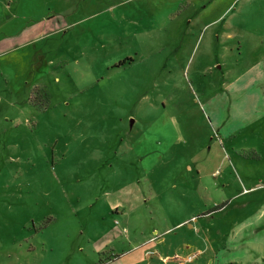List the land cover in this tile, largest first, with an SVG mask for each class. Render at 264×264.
<instances>
[{"label": "rangeland", "instance_id": "obj_1", "mask_svg": "<svg viewBox=\"0 0 264 264\" xmlns=\"http://www.w3.org/2000/svg\"><path fill=\"white\" fill-rule=\"evenodd\" d=\"M172 261L264 264V0H0V264Z\"/></svg>", "mask_w": 264, "mask_h": 264}, {"label": "crops", "instance_id": "obj_2", "mask_svg": "<svg viewBox=\"0 0 264 264\" xmlns=\"http://www.w3.org/2000/svg\"><path fill=\"white\" fill-rule=\"evenodd\" d=\"M181 249H182V248H181ZM186 250H187V249H186ZM186 250H185V252H184V255H182V257H184V256H186V255H189L190 252H187ZM177 253H179V251L176 252L175 254H177ZM173 261H174V260H173ZM173 261H172L173 264H177V263H174L175 261H174V262H173Z\"/></svg>", "mask_w": 264, "mask_h": 264}, {"label": "built area", "instance_id": "obj_3", "mask_svg": "<svg viewBox=\"0 0 264 264\" xmlns=\"http://www.w3.org/2000/svg\"><path fill=\"white\" fill-rule=\"evenodd\" d=\"M189 260H190V257H189L188 261H189ZM188 261H187V262H188Z\"/></svg>", "mask_w": 264, "mask_h": 264}]
</instances>
